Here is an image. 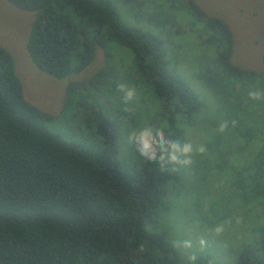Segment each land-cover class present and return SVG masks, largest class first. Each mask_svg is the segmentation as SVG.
<instances>
[{"label":"trees","instance_id":"trees-1","mask_svg":"<svg viewBox=\"0 0 264 264\" xmlns=\"http://www.w3.org/2000/svg\"><path fill=\"white\" fill-rule=\"evenodd\" d=\"M7 1L34 13L26 52L38 70L66 79L85 70L97 49L107 62V45L115 43L131 51L138 77L152 88L158 109L152 127L170 139H190L181 121L191 124L203 104L167 67L160 38L124 25L109 0ZM181 2L192 18L191 31L207 48L196 77L213 95L216 114L233 130L232 137H214L215 124L209 121L211 131L203 141L214 151L203 155L227 160L220 139L244 149L257 142L260 149L229 188L245 206L261 208L264 217V98L248 95L264 93V64L254 71L237 67L231 60L235 45L229 25L194 0ZM261 58L264 63V43ZM106 70L69 84L66 106L73 88L102 89ZM84 111L81 122L90 120L102 140L99 149L67 143L46 129L55 117L26 101L13 57L0 47V264H183L165 232L156 230L160 212L177 191L176 165L160 168L138 154L135 173L126 174L117 160L114 122L95 106ZM237 264H264V230L242 247Z\"/></svg>","mask_w":264,"mask_h":264},{"label":"rangeland","instance_id":"rangeland-1","mask_svg":"<svg viewBox=\"0 0 264 264\" xmlns=\"http://www.w3.org/2000/svg\"><path fill=\"white\" fill-rule=\"evenodd\" d=\"M109 1L124 25L153 34L163 41L167 67L184 80L201 100L203 109L194 116L191 124L188 120L181 121L187 139L190 138L188 141L205 146L207 141H203V135L207 130L211 131L209 121L215 124L212 130L214 137H222L223 134L232 137L229 133L233 131L230 124L223 132L218 130L223 121L213 109L215 99L208 87L196 77L199 63L203 61L200 58L207 48L200 45L197 35L191 31L192 18L181 0ZM194 1L208 15L219 17L229 25L235 45L232 62L241 69L260 70L264 64L261 58L264 0ZM33 19L34 13L20 10L7 0H0V47L13 57L24 98L40 111L55 117L46 124L50 133L67 143L91 149H99L102 140L96 136L90 120L85 118L81 122V115L86 107L101 109L104 118L114 122L112 131L116 135L117 160L126 174L133 175L138 153L128 144L127 137L145 125L152 126L151 122L158 111L151 86L136 73L133 54L115 43H109L107 54L110 58L107 62L104 52L97 49L93 62L79 74L66 79L52 78L38 70L26 52V41ZM165 20H171L169 25L163 24ZM193 29L197 31V26L193 25ZM103 68H107L102 78L103 88H73L66 106L68 85L80 84ZM119 83L134 87L137 91L136 99L125 104L122 93L117 91ZM227 118L232 120L231 115ZM233 118L240 119L239 116ZM220 143V148L227 152V160L225 157L214 161L218 156L209 158V155L205 157L198 154L194 155L192 163L196 170L192 169V164L187 167L176 165L177 191L168 209L159 214L156 230L165 232L168 242L174 246L177 241L190 240L193 244L192 248L174 246L183 264H190L189 256L193 253L197 256L198 264H237L242 247L253 243L256 235L264 230L261 208L254 204L245 206L229 188L246 160L260 149L257 142L245 149L236 141L220 139ZM213 151L207 150L206 153ZM214 153L217 155L218 150ZM220 225H223L224 230L216 234L214 229ZM201 237L208 242L203 249L198 244Z\"/></svg>","mask_w":264,"mask_h":264},{"label":"clouds","instance_id":"clouds-1","mask_svg":"<svg viewBox=\"0 0 264 264\" xmlns=\"http://www.w3.org/2000/svg\"><path fill=\"white\" fill-rule=\"evenodd\" d=\"M117 91L122 93V99L125 104L136 99L137 91L134 87H130L125 83L117 85ZM249 98L259 100L264 98V93L259 91H250ZM227 122H222L219 126V131L223 132L227 128ZM127 142L133 146L136 152L147 162L155 163L160 168L165 166L178 165L182 167L190 166L193 163L194 155H203L207 152L204 145H194L190 141H180L179 139H170L163 129H154L150 125L132 131ZM223 225L217 226L214 231L216 234L223 232ZM207 240L201 237L198 244L201 249L207 247ZM175 247L192 248L193 244L190 240L177 241ZM143 252L144 248L141 247ZM197 256L195 253L189 256L190 264H196Z\"/></svg>","mask_w":264,"mask_h":264}]
</instances>
